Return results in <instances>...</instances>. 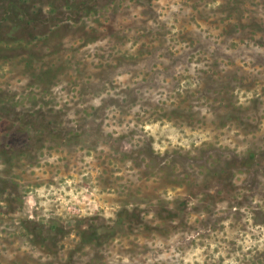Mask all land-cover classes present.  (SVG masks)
<instances>
[{"label": "rangeland", "instance_id": "obj_1", "mask_svg": "<svg viewBox=\"0 0 264 264\" xmlns=\"http://www.w3.org/2000/svg\"><path fill=\"white\" fill-rule=\"evenodd\" d=\"M0 264H264V0H0Z\"/></svg>", "mask_w": 264, "mask_h": 264}]
</instances>
